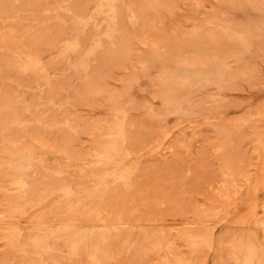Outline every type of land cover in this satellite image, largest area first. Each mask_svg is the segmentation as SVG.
<instances>
[{
    "label": "rangeland",
    "instance_id": "rangeland-1",
    "mask_svg": "<svg viewBox=\"0 0 264 264\" xmlns=\"http://www.w3.org/2000/svg\"><path fill=\"white\" fill-rule=\"evenodd\" d=\"M263 170L264 0H0V264H264Z\"/></svg>",
    "mask_w": 264,
    "mask_h": 264
},
{
    "label": "bare ground",
    "instance_id": "bare-ground-1",
    "mask_svg": "<svg viewBox=\"0 0 264 264\" xmlns=\"http://www.w3.org/2000/svg\"><path fill=\"white\" fill-rule=\"evenodd\" d=\"M79 29V28H78ZM196 29V28H195ZM191 33V32H190ZM146 41H148V40H146ZM144 42V41H143ZM141 44H142V42H141ZM145 44V43H144ZM76 46V45H75ZM78 77H79V75H78ZM73 83V82H72ZM31 119V118H30ZM69 155V154H68ZM68 157V156H67ZM85 161V160H84ZM264 171V170H263ZM264 178V177H263ZM250 218V217H249ZM235 249V248H234ZM240 249V248H239ZM239 261V260H238ZM248 262H249V260H248ZM246 263V262H245Z\"/></svg>",
    "mask_w": 264,
    "mask_h": 264
}]
</instances>
